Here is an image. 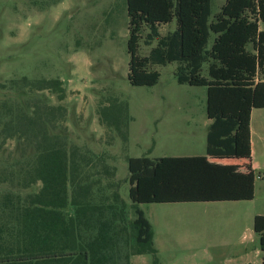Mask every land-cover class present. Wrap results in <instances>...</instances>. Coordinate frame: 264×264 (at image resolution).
I'll use <instances>...</instances> for the list:
<instances>
[{"label": "trees", "instance_id": "16d2710c", "mask_svg": "<svg viewBox=\"0 0 264 264\" xmlns=\"http://www.w3.org/2000/svg\"><path fill=\"white\" fill-rule=\"evenodd\" d=\"M126 1L130 84L153 87L161 77L153 67L178 63L179 84L207 89L210 121L203 156L128 160L133 206L254 200L264 0H220L217 11L213 0ZM141 43L156 46L141 56ZM0 90V264H131L134 255H156L145 213L136 208L131 218L118 187L81 174L79 151L59 129L67 109L50 101L66 99L64 82L23 76ZM254 231L264 253V216Z\"/></svg>", "mask_w": 264, "mask_h": 264}, {"label": "rangeland", "instance_id": "374dc122", "mask_svg": "<svg viewBox=\"0 0 264 264\" xmlns=\"http://www.w3.org/2000/svg\"><path fill=\"white\" fill-rule=\"evenodd\" d=\"M128 24L126 0H0V86L23 76L64 82L66 99L50 101L67 109L59 129L79 151L81 174L99 173L131 218L139 208L152 224L156 255H134L131 264H264L251 204L133 206L128 160L205 155L208 117L207 89L179 84L178 63L153 67L161 75L153 87L130 84ZM155 46L141 43L139 54Z\"/></svg>", "mask_w": 264, "mask_h": 264}, {"label": "crops", "instance_id": "0c3cea01", "mask_svg": "<svg viewBox=\"0 0 264 264\" xmlns=\"http://www.w3.org/2000/svg\"><path fill=\"white\" fill-rule=\"evenodd\" d=\"M261 30H263L261 28ZM259 79L263 80L264 76L259 75ZM210 121L204 123L206 127L205 140L207 144V130ZM251 144H252V163L255 169L257 178L255 184V198L252 201L246 202L253 206V211L249 213L250 218L254 221L257 216H264V109L254 110L251 116ZM260 158L256 162V157ZM204 154H191L184 156H203ZM181 156V155H179ZM183 157V156H182ZM240 203V202H235ZM243 203V202H241Z\"/></svg>", "mask_w": 264, "mask_h": 264}]
</instances>
